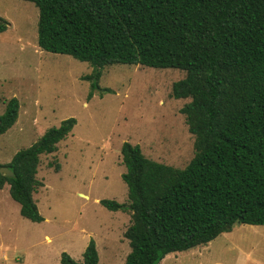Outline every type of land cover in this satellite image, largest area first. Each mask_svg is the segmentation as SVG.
<instances>
[{
    "label": "trees",
    "instance_id": "1",
    "mask_svg": "<svg viewBox=\"0 0 264 264\" xmlns=\"http://www.w3.org/2000/svg\"><path fill=\"white\" fill-rule=\"evenodd\" d=\"M38 8L37 45L94 66L90 97L101 68L114 63L177 68L173 98H188L180 111L194 135V154L183 167L143 155L124 141L120 152L130 210L124 231L130 251L123 264H158L168 253L207 244L233 225H264V0H26ZM8 22L0 16V31ZM10 98L0 113V135L16 121ZM74 117L48 128L17 151L0 173L21 216L43 220L33 192L41 154L57 149ZM58 170V165H55ZM95 241L82 260L66 252L61 264H98Z\"/></svg>",
    "mask_w": 264,
    "mask_h": 264
},
{
    "label": "rangeland",
    "instance_id": "2",
    "mask_svg": "<svg viewBox=\"0 0 264 264\" xmlns=\"http://www.w3.org/2000/svg\"><path fill=\"white\" fill-rule=\"evenodd\" d=\"M0 113L15 97V123L0 135V163L68 117L76 123L41 154L33 192L43 220L19 213V203L0 188V264H61L64 251L77 261L91 239L98 264H123L130 251L124 231L130 210L111 211L100 199L128 204L124 141L152 160L183 168L194 154V135L180 109L188 98L171 96L183 76L177 68L114 63L101 68L99 88L90 91L87 61L37 45L38 8L26 0H0ZM58 165V170L55 168ZM158 264H264V225L238 224L207 244L168 253Z\"/></svg>",
    "mask_w": 264,
    "mask_h": 264
},
{
    "label": "water",
    "instance_id": "3",
    "mask_svg": "<svg viewBox=\"0 0 264 264\" xmlns=\"http://www.w3.org/2000/svg\"><path fill=\"white\" fill-rule=\"evenodd\" d=\"M0 173L7 175V176H12L13 173L11 172V170L9 168H7L6 166H1L0 167Z\"/></svg>",
    "mask_w": 264,
    "mask_h": 264
}]
</instances>
